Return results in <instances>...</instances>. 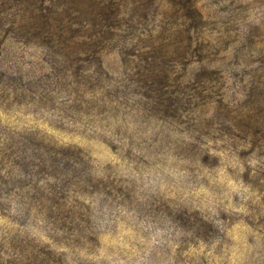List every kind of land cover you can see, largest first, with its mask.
Instances as JSON below:
<instances>
[{
  "label": "rangeland",
  "instance_id": "1",
  "mask_svg": "<svg viewBox=\"0 0 264 264\" xmlns=\"http://www.w3.org/2000/svg\"><path fill=\"white\" fill-rule=\"evenodd\" d=\"M0 264H264V0H0Z\"/></svg>",
  "mask_w": 264,
  "mask_h": 264
}]
</instances>
